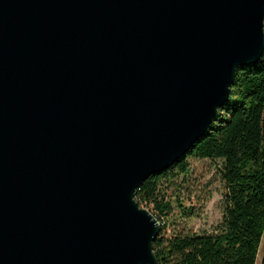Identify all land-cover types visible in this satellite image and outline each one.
<instances>
[{
    "label": "water",
    "instance_id": "1",
    "mask_svg": "<svg viewBox=\"0 0 264 264\" xmlns=\"http://www.w3.org/2000/svg\"><path fill=\"white\" fill-rule=\"evenodd\" d=\"M264 51V0H0V264H158L135 198Z\"/></svg>",
    "mask_w": 264,
    "mask_h": 264
},
{
    "label": "trees",
    "instance_id": "2",
    "mask_svg": "<svg viewBox=\"0 0 264 264\" xmlns=\"http://www.w3.org/2000/svg\"><path fill=\"white\" fill-rule=\"evenodd\" d=\"M188 157L221 163L224 211L213 233L169 234L166 228L174 211L169 190L189 173ZM135 198L160 222L153 241L158 264H256L264 235V51L257 64L238 67L229 100L191 152L145 180Z\"/></svg>",
    "mask_w": 264,
    "mask_h": 264
},
{
    "label": "rangeland",
    "instance_id": "3",
    "mask_svg": "<svg viewBox=\"0 0 264 264\" xmlns=\"http://www.w3.org/2000/svg\"><path fill=\"white\" fill-rule=\"evenodd\" d=\"M190 171L180 175L169 190L174 211L166 220L168 233L173 230L190 233H213L220 225L224 211L225 185L220 177L219 161L188 157ZM180 204V205H179ZM194 208L185 216L184 209ZM264 256V235L256 264Z\"/></svg>",
    "mask_w": 264,
    "mask_h": 264
}]
</instances>
